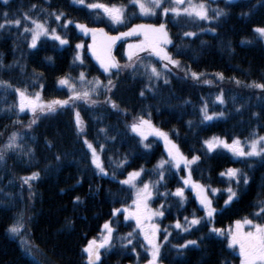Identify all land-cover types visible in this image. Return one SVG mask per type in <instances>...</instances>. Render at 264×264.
<instances>
[{"label": "trees", "instance_id": "obj_1", "mask_svg": "<svg viewBox=\"0 0 264 264\" xmlns=\"http://www.w3.org/2000/svg\"><path fill=\"white\" fill-rule=\"evenodd\" d=\"M92 2L124 5L126 17L138 12L129 0H86V3ZM206 2L210 9H224L227 15L211 21L193 20L184 15L173 18L171 13L167 18V31L173 41L167 50L181 64V68H173L167 75L168 84L161 79L149 85L142 71L132 75L131 69L122 71L119 77L113 75L116 87L108 95L120 109L127 110V117L104 103L106 96L102 91L95 97L99 101L97 105L78 102L75 108L58 109L48 115L37 113V123L29 128L32 113L19 112L12 107L18 105V95L11 89H0V148L13 132L18 134L17 144L20 145L5 152L4 160L0 161V264H87V254L82 250L90 240L100 239L106 222H111L114 232L111 246L101 249L100 264H144L150 259L141 233L132 244L120 239L129 232L139 233L135 222L125 219L121 209L133 201V190L120 183L121 179L143 169L137 185H142L141 181L155 183L159 179V161L168 158L157 136L149 135L147 140H142L128 127L136 116L144 115L147 119V112H151L153 125L167 132L184 155L189 159L194 155L200 157L191 166L192 180L210 190H220L210 194L217 209L211 223L206 225L202 221L190 232L175 229L177 220L183 225L184 217L191 219L193 211L197 218L204 217L205 212L196 192L189 187L185 189L187 199L183 202L179 197L162 195L183 187L182 167L180 170L165 168L164 179L158 188H153L150 200L154 210L164 205L161 209L164 216L156 220L160 227L159 242L163 244L160 263H240V255L228 247L226 235L210 230L213 227L226 230L244 218L264 223V219L253 216L259 211L258 201L264 200V159L234 158L223 149L208 151L204 141L211 137L227 142L239 138L244 143L253 138V132L264 136V90L251 86L253 82L264 84V37L254 31L264 27V0H232L231 4L226 0ZM32 5L37 6L34 11H30ZM42 8L48 12L63 11L68 19L113 34L126 32L134 24L166 22L163 18L136 17L127 25H112L102 10L73 6L71 0H50V5L46 0H10L7 5L0 0V13L8 12L10 17L21 18L22 13H28L43 20ZM96 11L101 13L99 20L90 15ZM209 15H212L211 10ZM64 22L53 18L49 25L69 41L66 45H60L49 36L41 37L36 48H31V33H23L22 27L0 30V60L4 65L0 68V80L21 89L27 87L29 94L39 92L44 102L68 99L70 92L59 80L70 77L79 87L81 72L88 80L98 78L107 84L108 74L99 68L88 51L90 37L80 33L74 25H68L67 30L60 28L58 25ZM0 23H4L2 15ZM27 26L32 27L30 23ZM184 32L196 35L188 37ZM136 38L126 37L115 44L113 55L121 65L128 63L127 41ZM81 43L85 47L79 53L76 45ZM77 55L83 58V63L76 59ZM140 55L145 57L147 53ZM144 62L161 68L154 57ZM185 69L201 74L200 80L186 75ZM219 74L224 79L221 80ZM149 86L152 91L146 90ZM141 91L144 96L140 95ZM221 95L223 104L217 99ZM205 106L209 115L223 112V117L215 115L213 120L203 121L201 110ZM75 111L80 112L86 125V138L97 147L107 175L100 174L91 163V151L76 130ZM100 144L104 145L102 153ZM145 144L149 147L145 148ZM125 158L127 163L122 168L117 167L116 162ZM231 168L246 172L248 184L241 183L239 188L234 183L230 185L228 177L221 173ZM34 172L39 173V178L31 181L30 189L22 178ZM229 186L238 192L239 198L226 206L225 189ZM115 209L122 211L114 214ZM21 211L27 220V238L33 248L30 252L20 239L7 231ZM165 229L171 233L166 244L163 243ZM187 240H196L198 244L187 249L174 247Z\"/></svg>", "mask_w": 264, "mask_h": 264}, {"label": "snow or ice", "instance_id": "obj_2", "mask_svg": "<svg viewBox=\"0 0 264 264\" xmlns=\"http://www.w3.org/2000/svg\"><path fill=\"white\" fill-rule=\"evenodd\" d=\"M4 4H9L10 0H3ZM50 5V0H46ZM214 2V0H213ZM228 4L232 3V0H226ZM73 6H83L85 9L89 10H102V14L107 18V21L112 25H127L132 18L136 17H156L157 19H165L166 22L155 23H141L134 24L128 28L126 32H120L117 36H110L104 31L103 28L89 27L85 23H79L74 20L68 19L63 11L48 12L47 9H40V13L44 15L45 19L41 20L39 17L33 18V16L28 13H22L21 18H16L15 16L10 17L8 12L0 13L3 16L4 23H0V30L6 28L15 27L20 29L22 27L23 33H31V48H36L37 42L41 37H49L53 40L59 41L60 45H66L69 41L62 38L56 31L55 28H50L49 20L54 18V21L59 22L62 19L65 21L63 24L58 26L64 30H67L68 25H74L75 29H78L84 35H91L92 44L89 45L93 56L97 59L100 67L103 69L104 73L108 74L107 84L100 81L98 78H93L88 80L85 73L81 72L78 78L79 87L77 83L73 82L70 77H64L59 80V84L63 87L68 88L70 95L68 99L64 100H51L49 102H44L42 96L39 92L34 94H29L27 87L21 89L14 87L7 81L0 80V89L5 91L11 89L15 94L18 95L19 103L18 105H13L12 107L18 108L19 112H24L26 109L30 111L33 115V119L29 122L28 127L37 123L38 117L37 113L40 115H48L55 113L58 109L62 108H75L78 102H83L85 105L95 106L99 101L95 98L105 94L106 99L105 104L110 105L111 108L120 112L121 115L125 117L128 116L126 109H120L119 106L112 101L111 93L116 87L113 82V75L119 77L122 71L131 69L132 75H136L139 72L147 77L149 85L152 81L159 82L163 79L165 84L169 83L167 75L172 72L173 68H181L180 61L174 59L172 54L167 50L169 45L173 44L172 39L167 31V18L169 14L172 17H179L184 15L185 17L192 18L198 21H211L212 19H219L222 16H226L227 13L224 9L215 8L210 9L209 4L206 0H129V4L132 7L138 8V12H133L131 16L126 17L127 7L124 5H108L99 2L86 3V0H71ZM36 5H32L30 11L36 9ZM211 10L212 15H209ZM100 11L91 12L90 15H95V20L100 19ZM22 20L24 25L22 26ZM94 20V22H95ZM30 23L32 27H28L27 24ZM261 37H264V27H258L254 29ZM184 36L192 37L195 36V32H184ZM132 36H142L143 40L138 44H129L127 52L128 63L121 65L116 58L112 55V49L116 42L124 39L126 37ZM84 44H77V49H84ZM175 47V45H174ZM141 53H147V56L142 57ZM156 58L157 62L161 64V68L158 69L153 63H145L144 61L150 58ZM135 58V60H134ZM76 59L83 63V58L77 55ZM3 61L0 60V68H3ZM11 67V66H9ZM186 75H190L193 80H200L201 74L196 72H190L185 69ZM42 75V74H41ZM219 78L224 79L222 74H219ZM207 82V81H206ZM237 84L240 81H236ZM252 87L264 90V84H256L253 82ZM42 89L43 85H39ZM147 91H152L151 86H149ZM144 91L140 92L141 96H144ZM221 104L224 103L222 95L217 97ZM9 111L11 110L8 109ZM203 121H210L214 119L215 115L223 117L224 113L209 115L207 107L205 106L202 110ZM258 115V114H257ZM148 118L146 119L144 115H139L133 118V122L128 125L130 131L140 136L142 140H147L149 135L160 137L165 144L167 149V155L169 159H161L157 165V172L159 179L153 183L149 181L147 183L141 181L142 187H137L135 181L144 172L143 169L139 171H133L128 173L125 180L120 181L124 185L130 186L131 189L135 190V199L133 200L134 210L129 211V209H123V212L127 213L125 219L135 220V227L139 229V233L129 232L127 236L121 237V241H127V244H132L133 239H135L140 233L143 234V240L146 242L145 249L150 255V259H147V264H159L161 248L163 244L159 242L160 228L158 224L152 223L153 218H160L164 216V205H160V209L153 210L149 207L148 201L152 199L153 188H158L161 181L164 179L165 166L168 165L170 169L180 170L181 165L187 169V178L181 177L184 185L195 189L199 203L202 206V210L205 212L204 217L197 218L195 211L192 213V218L189 219L187 216L184 217L185 223L182 225L179 220L175 223V229H180L183 232H190L191 229L197 225H200L202 221L207 225L212 222L213 217L216 214L217 209L213 206L212 200L206 194L209 190L203 184L197 183L192 180L191 166L196 164L199 160V156H192L189 159L180 150L179 145L173 142L169 138V134L156 128L151 121V112H147ZM20 123V121H16ZM75 125L78 134L83 136V143L91 151V163L96 166L99 173L102 175H107L103 163L100 159V155L97 151V147H94L91 142L86 138V125L80 116L79 111H75ZM191 126V121H189ZM101 131H105L101 129ZM253 138L244 143L241 142L239 138H234L232 143H228L227 140L220 139L218 137H213L210 140H205L204 144L207 146L208 151H214L216 148L223 147L228 149L232 155L236 158H254L260 157L264 159V136H259L258 133L253 132ZM18 134L13 132L9 135L7 143L0 148V161L4 160L5 152L19 148L20 145L17 144ZM145 148L149 145L145 144ZM247 147V151L245 150ZM104 145H99V152H103ZM31 154V150L28 153ZM59 159V157H57ZM244 162V161H240ZM127 163V159L116 162L117 167H123ZM222 176L228 177V182L231 185L234 183L237 188L241 186V183L247 185L249 178L247 173L241 169L231 168L226 170L225 173H221ZM115 177V172H113V178ZM39 178V173L34 172L31 176L23 177V183L27 184L31 189V181ZM212 192H218L219 189H211ZM225 191L228 194V198L225 201V205H229L234 199H238V192L234 190L233 187L229 186ZM162 195L168 196L172 195L181 198V202L186 200L185 189L183 187H178L174 193H163ZM77 201L80 200L79 197L76 198ZM259 208L258 212H254V218L264 219V200L258 201L257 205ZM121 209H115L114 214L120 213ZM30 219V218H28ZM249 227L251 230L245 231V227ZM104 233L101 234L99 240L92 239L87 243V246L83 248V252L87 254V264H100L101 262V249L107 250L111 246L113 239L114 229L111 227V222H106L103 225ZM7 231L14 237L20 239V243L24 246L26 250L31 251V245L29 239L27 238L28 226L27 220L25 218V213L23 211L18 212L13 224L7 229ZM165 236L163 243H168V237L171 233L164 230ZM211 233H217L219 235H224L225 230L217 229L215 227L211 228ZM230 237L228 247L236 248L238 246L239 255L242 257V264H264V223H254L253 219L244 218L242 221L237 220L235 222L234 229L227 230ZM198 244L196 240H187L181 245H174L180 249H187L189 246H195ZM126 247L127 245H122ZM139 256V254H137Z\"/></svg>", "mask_w": 264, "mask_h": 264}, {"label": "rangeland", "instance_id": "obj_3", "mask_svg": "<svg viewBox=\"0 0 264 264\" xmlns=\"http://www.w3.org/2000/svg\"><path fill=\"white\" fill-rule=\"evenodd\" d=\"M79 23H81V22H79ZM139 24H141V23H139ZM78 30V29H77ZM79 31V30H78ZM105 31V30H104ZM128 31V30H127ZM80 32V31H79ZM106 33H108L107 31H105ZM81 33V32H80ZM83 34V33H82ZM108 35H110V36H117V35H119V33L118 34H113V33H108ZM85 36H89L90 37V40H89V43H88V46L89 45H91L92 44V38H91V35H85ZM137 38L136 39H130L129 41H127V43H126V47H125V54H126V56H127V52H128V45L129 44H138V43H140V41L141 40H143V37L142 36H136ZM117 43V42H116ZM80 50L81 49H79V53H81L80 52ZM88 51H89V53L91 54V56L93 57V59L95 60V62L97 63V65L99 66V68L103 71V69L100 67V64H99V62L97 61V59L95 58V56H93V54H92V52H91V50L89 49V47H88ZM114 54V47H113V49H112V55ZM114 56V55H113ZM19 99V98H18ZM25 111H27V112H30V111H28L27 109L25 110ZM160 130H162V129H160ZM163 131V130H162ZM165 132V131H164ZM167 133V132H166ZM170 138V137H169ZM213 137H211V138H209L208 140H210V139H212ZM158 139L160 140V141H162L163 142V145H164V148H165V150H166V155H167V149H166V147H165V144H164V141L160 138V137H158ZM228 143H232V141L231 142H228ZM216 149H223V150H226V151H228V149H226V148H223V147H219V148H216ZM245 150L247 151L248 149H247V147H245ZM230 154H232L230 151H228ZM233 156V155H232ZM167 157H168V155H167ZM234 157V156H233ZM234 158H236V157H234ZM164 159L165 160H167V159H169V157L168 158H166V157H164ZM166 167H169L168 165H166L165 166V168ZM181 167H182V169H183V175H181L180 176V178L181 177H184V178H186V176H187V169H185L184 168V166L183 165H181ZM133 172V171H132ZM127 176H128V174H127ZM127 176L124 178V179H121V181H123V180H125L126 178H127ZM181 181H182V183H183V180L181 179ZM135 183H136V181H135ZM136 185H137V183H136ZM143 186V184L142 185H137V187H142ZM130 187V186H129ZM186 187H189V186H187V185H184V183H183V188L184 189H186ZM190 188V187H189ZM192 189V188H191ZM133 190V200L135 199V190L134 189H132ZM194 191H195V189H194ZM196 192V191H195ZM211 193H213L210 189L207 191V195H208V197L211 199V197H210V194ZM148 204H149V207H151L152 208V206H151V204H150V200L148 201ZM134 205H133V201L131 202V204L129 205V206H127V207H125V208H127V209H129V211H133L134 210ZM125 208H121L122 210L123 209H125ZM153 209V208H152ZM154 210V209H153ZM124 214H125V217L127 216V213H125L124 212ZM132 221H134L135 222V220H133V219H131ZM156 220H157V218H153V220H152V223H155V224H157V222H156ZM160 228V227H159ZM234 229L235 228V225H232L231 227H229V228H227L226 230H225V235H226V237L228 238V243H229V240H230V237H229V235H228V232H227V230L228 229ZM245 231H249V230H251L249 227H245V229H244ZM104 233V232H103ZM104 234H106V233H104ZM141 235L143 236V234L141 233ZM101 238V237H100ZM99 240V239H98ZM233 251L234 252H237L238 254H239V249H238V246L236 247V248H233ZM144 264H147V262H145ZM159 264H162V263H160V261H159ZM239 264H242V257L240 256V263Z\"/></svg>", "mask_w": 264, "mask_h": 264}, {"label": "bare ground", "instance_id": "obj_4", "mask_svg": "<svg viewBox=\"0 0 264 264\" xmlns=\"http://www.w3.org/2000/svg\"><path fill=\"white\" fill-rule=\"evenodd\" d=\"M17 239H19V238H17ZM33 250V248H31V251Z\"/></svg>", "mask_w": 264, "mask_h": 264}]
</instances>
